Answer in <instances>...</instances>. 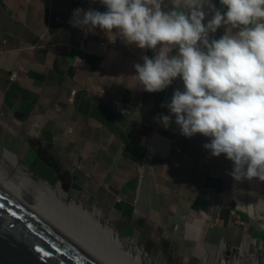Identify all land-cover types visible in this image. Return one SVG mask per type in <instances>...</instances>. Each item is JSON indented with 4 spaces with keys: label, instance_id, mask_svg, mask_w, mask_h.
<instances>
[{
    "label": "crops",
    "instance_id": "0c3cea01",
    "mask_svg": "<svg viewBox=\"0 0 264 264\" xmlns=\"http://www.w3.org/2000/svg\"><path fill=\"white\" fill-rule=\"evenodd\" d=\"M77 7L104 10L98 0H0V142L43 177L82 182L122 235L195 252L264 244V180H234L231 161L202 147L208 137L163 127L162 105L182 82L143 90L133 65L152 50L98 27L82 36L69 23Z\"/></svg>",
    "mask_w": 264,
    "mask_h": 264
},
{
    "label": "clouds",
    "instance_id": "9594fccd",
    "mask_svg": "<svg viewBox=\"0 0 264 264\" xmlns=\"http://www.w3.org/2000/svg\"><path fill=\"white\" fill-rule=\"evenodd\" d=\"M98 2L104 10L77 7L69 23L152 50L133 65L143 90L182 82L161 125L208 137L202 147L231 161L234 180H264V0Z\"/></svg>",
    "mask_w": 264,
    "mask_h": 264
},
{
    "label": "rangeland",
    "instance_id": "374dc122",
    "mask_svg": "<svg viewBox=\"0 0 264 264\" xmlns=\"http://www.w3.org/2000/svg\"><path fill=\"white\" fill-rule=\"evenodd\" d=\"M4 148L7 149L0 142V159L1 152ZM11 152L14 153L13 151ZM16 158L18 167H20V172L17 171L14 167H2L0 171V183L7 186L8 190H11V193H13L23 202L28 203L34 210L50 219L49 215L46 213V210L49 208L56 210L57 208L55 204L49 202L51 200H47V197L46 199L41 200L42 202L37 207L35 205H32L35 200L34 198L38 195H41L43 191L41 187L34 182V180L37 179L36 173L30 171L28 168V164L22 162L18 156H16ZM30 169L32 168L30 167ZM50 173L46 175V177H44L47 179L50 185L57 189V193L61 196L62 199H64L65 201L75 199L77 203H80L82 206H85L88 209L96 208L97 211H100V221L103 223L111 224V226L115 228L124 248L129 247L128 245L130 242L132 244L140 246L141 253L137 255L142 258L143 264H216L218 262V252L221 245L202 247L200 249H197V251H200L195 252L192 245H181V243H179V241L176 239L171 240L169 238L168 240H164L162 235L147 237L142 234H135L134 236L120 234L117 231L116 226L114 222H112L110 216L97 202V200L94 199L91 192L85 189V185L82 182L74 178L71 179L68 176L67 172H62V174L55 173L54 175H52V172ZM30 178L32 180H30ZM5 181H8L9 183H5ZM83 195H85L86 197H84ZM46 204L48 205L46 206ZM71 214L73 215L74 213L67 211L63 215L69 220H75L76 215L74 214L72 216ZM89 223L90 222H86L87 226L90 225ZM58 228L60 229V227ZM85 229L86 227H84L83 229L84 232ZM97 231L96 229L95 231L92 230V236H94V238H96L98 242L102 243L105 249L104 253L106 252V257L105 254H99L101 256H98V258L104 261L106 264H113V262L109 260L107 256V252L109 251V249H111V246H109L108 241L104 239V237ZM78 237L80 240L76 239V241H78L79 244L82 243L81 245L91 251L92 248L87 246L81 240L82 236L78 235ZM238 247L239 246H230L228 244H225L223 246L221 255L225 264H253L254 260L259 261L262 257H264V244L247 245L246 248L242 251V254H240ZM102 255L103 258H101Z\"/></svg>",
    "mask_w": 264,
    "mask_h": 264
},
{
    "label": "water",
    "instance_id": "95a60500",
    "mask_svg": "<svg viewBox=\"0 0 264 264\" xmlns=\"http://www.w3.org/2000/svg\"><path fill=\"white\" fill-rule=\"evenodd\" d=\"M41 158L60 170L52 157ZM57 227L0 184V264H103Z\"/></svg>",
    "mask_w": 264,
    "mask_h": 264
},
{
    "label": "bare ground",
    "instance_id": "6f19581e",
    "mask_svg": "<svg viewBox=\"0 0 264 264\" xmlns=\"http://www.w3.org/2000/svg\"><path fill=\"white\" fill-rule=\"evenodd\" d=\"M5 166L10 168L14 167L17 171L20 172V167H18L15 154L4 148L1 152L0 171L1 168ZM30 180L32 179L30 178ZM34 182L41 187L43 192L41 193V195H38L34 198L35 200L32 205H35L37 207L42 202L41 200L48 197L47 200H51L49 202L54 203L57 208L56 210L50 208L46 210V213L50 218L49 220L53 221L55 226L60 227L61 231L68 237L72 238L74 241H76V239L80 240L78 235L82 236L83 239L81 238V240L83 241V243L92 248V250L90 251L86 247L81 245L82 243L79 244L78 241L76 242L87 252H89V254H91L97 260L101 261L103 264H106L104 261L98 258V256H101L99 254H105L106 252L104 253L105 249L102 243L98 242V240L94 238V236H92L91 231H95L96 229V231L98 230L97 232L108 241L109 246H111V249H109V251L107 250V256L108 259L113 262V264H143L142 258L137 255L141 253V247L130 242L128 245L129 247L124 248L116 230L111 226V224L103 223L100 221V211H97L96 208L88 209L87 207L82 206L80 203H77L75 199L65 201L57 193V189L44 180L37 178L34 180ZM5 183L9 182L5 181ZM1 186L8 190L7 186H5L4 184H1ZM47 205L48 204H46V206ZM67 211L73 212L76 215L75 220H69L63 215ZM86 222H90V225L87 226ZM84 227H86L85 232L83 230ZM239 252L240 254H242L241 249H239ZM101 258H103V255ZM216 264H225L221 253H219V259ZM253 264H264V257H262L259 261L254 260Z\"/></svg>",
    "mask_w": 264,
    "mask_h": 264
},
{
    "label": "built area",
    "instance_id": "2783aa9c",
    "mask_svg": "<svg viewBox=\"0 0 264 264\" xmlns=\"http://www.w3.org/2000/svg\"><path fill=\"white\" fill-rule=\"evenodd\" d=\"M82 36H85V32L84 31H82ZM260 218L263 220V222H264V216L263 215H260ZM262 222V223H263Z\"/></svg>",
    "mask_w": 264,
    "mask_h": 264
}]
</instances>
